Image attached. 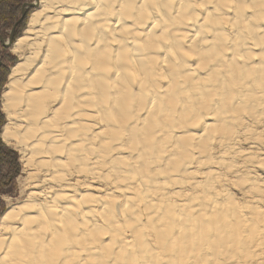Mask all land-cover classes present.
Segmentation results:
<instances>
[{
	"label": "bare ground",
	"instance_id": "1",
	"mask_svg": "<svg viewBox=\"0 0 264 264\" xmlns=\"http://www.w3.org/2000/svg\"><path fill=\"white\" fill-rule=\"evenodd\" d=\"M30 4L0 132L29 191L0 264L264 261V193L235 161L264 118V0Z\"/></svg>",
	"mask_w": 264,
	"mask_h": 264
},
{
	"label": "rangeland",
	"instance_id": "2",
	"mask_svg": "<svg viewBox=\"0 0 264 264\" xmlns=\"http://www.w3.org/2000/svg\"><path fill=\"white\" fill-rule=\"evenodd\" d=\"M7 1H8L7 6L9 8V12H7V15L5 14L4 16H0V132L5 123V117L1 112L2 111L1 94L3 87L6 83L7 76L10 72V68L15 64V61H13L12 59L11 56L12 53L10 49L14 41L21 35L23 30L26 28L30 13L34 11V7L31 6L30 4L31 2H34V0H7ZM253 133L256 135L257 140L253 141L248 137L244 138L243 136H241L237 147L240 151L245 152L247 154H251L253 160L256 163L252 161V162H246V164L242 165L238 163L237 161L238 159L235 158L238 168L241 169L239 172L236 173L238 175L250 178L249 182H254L258 184L261 191L264 193V161H262L264 160V118H261L257 124H253ZM0 144H3L5 150L11 151L10 153L13 155V157H15L14 166L16 170L15 175L12 176L11 172L13 171L14 166L12 167V170L10 172H7L6 166H2L1 169V173L4 176L6 175L11 176L7 178V181L11 178L10 182L7 183V185L5 186L0 187V216H1V214L6 210V205L8 207L9 204L21 203L23 202L24 199H26V194L29 191V186L27 185L28 182L26 180L27 173L26 172L24 173L21 167V163L18 161L19 157L17 153L14 152L10 147H7L1 141V139H0ZM217 149H218L217 147L211 149V152H213L212 154L214 156L218 155L220 152V150ZM257 161H261L263 163L262 166L258 165ZM6 162L8 163V161ZM224 171L225 169H221L218 172L221 177L226 176V173H228V171H225L226 173ZM229 174L227 175L229 176ZM228 178H230V176ZM5 183L6 180L5 182L2 181L1 184H5ZM230 184H227V188H229L228 189L229 192L234 195V198L236 199L237 202L251 201L252 199L256 198L251 193L246 192L243 187H237L234 186V184H233L234 187H231L232 183ZM262 196H264V194ZM260 201L262 202L263 205L261 203L260 204L264 206V197H260ZM218 261L224 262L223 258H220ZM260 262H262L261 264H264L263 263L264 261H260ZM260 262H256V264L257 263L259 264ZM240 264L243 263L240 262ZM244 264H255V262L253 261V263H244Z\"/></svg>",
	"mask_w": 264,
	"mask_h": 264
},
{
	"label": "trees",
	"instance_id": "3",
	"mask_svg": "<svg viewBox=\"0 0 264 264\" xmlns=\"http://www.w3.org/2000/svg\"><path fill=\"white\" fill-rule=\"evenodd\" d=\"M7 4H8L7 0H0V16H4L5 14L7 15V12H9V8H8ZM12 59L14 61L13 57H12ZM7 147H9V146H7ZM10 152L11 151H9V150L8 151L5 150V148L3 147V144H0V187L7 185V183H9L10 179H11L10 178L7 181V178L11 177V176H7V175L4 176L1 173L2 166H6L7 167V172H10L12 170V167L15 165L14 164L15 157H13V155ZM6 161H8V163ZM15 173H16V170H15V166H14V169L11 172V175L13 176V175H15ZM5 180H6V183L5 184H1L2 181L5 182Z\"/></svg>",
	"mask_w": 264,
	"mask_h": 264
}]
</instances>
